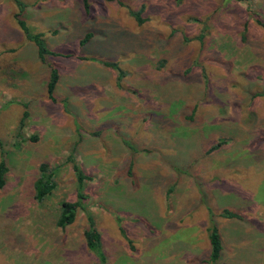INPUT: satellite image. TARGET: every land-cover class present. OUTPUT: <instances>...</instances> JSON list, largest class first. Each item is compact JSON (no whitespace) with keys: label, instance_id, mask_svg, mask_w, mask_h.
<instances>
[{"label":"rangeland","instance_id":"obj_1","mask_svg":"<svg viewBox=\"0 0 264 264\" xmlns=\"http://www.w3.org/2000/svg\"><path fill=\"white\" fill-rule=\"evenodd\" d=\"M23 1L57 54L39 60L0 0V264H96L85 213L56 222L71 157L108 264H208L210 212L219 264H264V0ZM42 162L57 188L39 203Z\"/></svg>","mask_w":264,"mask_h":264},{"label":"trees","instance_id":"obj_2","mask_svg":"<svg viewBox=\"0 0 264 264\" xmlns=\"http://www.w3.org/2000/svg\"><path fill=\"white\" fill-rule=\"evenodd\" d=\"M17 2L19 11L15 14L17 23L21 27L25 36L33 41L38 49V58L42 62L47 61V56L50 54H57L55 51L49 49L46 44L45 38L42 32L35 33L28 25L27 21L23 18V13L27 8V4L23 0H15ZM112 1V0H109ZM85 8L90 10L89 0H83ZM132 13L137 17L139 22H143L140 17V12L133 11ZM261 25L264 27V22L259 20ZM91 34L82 41L84 44ZM52 66V65H51ZM60 79L59 69L56 66L51 67L50 80L48 82V94L52 99H55V91ZM29 117V112H25L21 123L20 129H23L26 124V119ZM131 145L129 142H127ZM132 148H134L131 145ZM0 160V189H2L7 182V174L9 171V166L6 158L2 155ZM73 161V168L77 177V188H76V200H65L61 203L60 212L57 218V226L65 229L69 225L73 224L80 211H83L86 216L87 226L84 231L85 243L89 251H91L97 258L96 264H108V256L105 252L102 236L97 228L96 220L94 215L90 212L88 208V195L86 193V182L91 179L83 168L75 161L73 157L70 159ZM57 188V180L55 171L52 170L51 166L47 162H42L39 166V177L34 183L35 198L39 203L44 202L49 196H51ZM211 213L210 224L208 227V238L210 243V253L206 260L208 264H219L223 256V239L222 234L219 230L218 224L214 219V214ZM223 215L227 218H241L238 212L230 211L225 209Z\"/></svg>","mask_w":264,"mask_h":264}]
</instances>
